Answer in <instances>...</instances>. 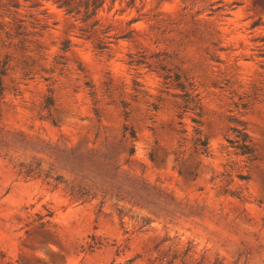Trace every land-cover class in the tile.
<instances>
[{
	"label": "rangeland",
	"instance_id": "1",
	"mask_svg": "<svg viewBox=\"0 0 264 264\" xmlns=\"http://www.w3.org/2000/svg\"><path fill=\"white\" fill-rule=\"evenodd\" d=\"M0 82V264H264V0H0Z\"/></svg>",
	"mask_w": 264,
	"mask_h": 264
},
{
	"label": "trees",
	"instance_id": "2",
	"mask_svg": "<svg viewBox=\"0 0 264 264\" xmlns=\"http://www.w3.org/2000/svg\"><path fill=\"white\" fill-rule=\"evenodd\" d=\"M99 7V6H98ZM4 89L2 86V83L0 82V94L2 95ZM247 140V136H246V140H245V144H243L239 149L242 151L243 154H252L254 152L252 145L250 144V142ZM36 170L32 169L31 167L25 168L24 174L27 177H31L35 174H37V172H35ZM86 186L84 187L82 184H80L78 186V190L77 192H75L74 188H70L71 191V195L77 197L78 199H82L86 196H93V198L96 196L92 190H86ZM53 213L51 211H47L46 214L44 215H38V220H35L34 222H30L29 224H27V227H33V228H39V229H44L47 228L49 226H51L53 224ZM37 223V224H35Z\"/></svg>",
	"mask_w": 264,
	"mask_h": 264
}]
</instances>
